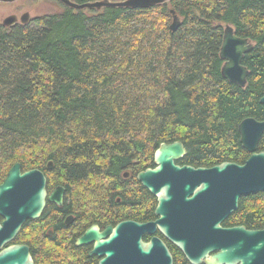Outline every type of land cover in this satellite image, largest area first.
<instances>
[{"label": "trees", "instance_id": "1", "mask_svg": "<svg viewBox=\"0 0 264 264\" xmlns=\"http://www.w3.org/2000/svg\"><path fill=\"white\" fill-rule=\"evenodd\" d=\"M48 1L59 9L0 26V183L18 162L22 171L41 170L49 188L62 185L63 208L47 202L14 242L27 244L36 264H95L74 245L75 235L90 223L153 218L155 196L136 176L155 166L161 143L182 142L179 165L249 157L238 124L264 121V0H172L170 7L100 11ZM171 9L182 17L174 31ZM227 23L253 43L242 61L249 70L244 88L221 75ZM257 151H264V132ZM67 213L76 217L69 236L61 231ZM236 225L264 228V190L240 197L222 222ZM159 237L174 264H191Z\"/></svg>", "mask_w": 264, "mask_h": 264}, {"label": "water", "instance_id": "2", "mask_svg": "<svg viewBox=\"0 0 264 264\" xmlns=\"http://www.w3.org/2000/svg\"><path fill=\"white\" fill-rule=\"evenodd\" d=\"M21 0H0V4H19ZM73 10L106 7L148 9L172 0H58ZM31 7L19 17L6 16L1 24L11 27L28 24L37 15ZM170 29L180 20L173 9ZM39 15V14H38ZM253 43L238 36L231 24H224L219 58L221 75L240 88L247 84L248 68L242 63ZM259 102L264 104V95ZM240 143L250 155L241 164L222 162L212 167H194L176 163L186 153L181 141L161 143L155 150L153 168L137 173V180L157 198L156 220H123L98 231L92 225L78 239V244L93 242V253L101 257L98 264H173L160 234L176 246L191 264H264V228L247 229L243 225L225 227L222 222L238 207L240 197L264 190V151L257 145L264 132V121L246 117L238 124ZM52 162L47 164L50 168ZM125 172L124 176H127ZM46 177L39 169L22 171L14 163L0 183V264H33L24 244L8 247L27 219L40 216L47 199L60 203L64 188L47 194ZM152 237L143 240V235Z\"/></svg>", "mask_w": 264, "mask_h": 264}, {"label": "flooded vegetation", "instance_id": "3", "mask_svg": "<svg viewBox=\"0 0 264 264\" xmlns=\"http://www.w3.org/2000/svg\"><path fill=\"white\" fill-rule=\"evenodd\" d=\"M41 1H47V0H24L23 2H22V4H0V6H9V5H11L10 6V11L9 12H7V14H5L3 17H1L0 18V26H2V27H4L2 24H1V22H2V20L6 17V16H8V15H10V14H13V15H16V16H20L24 11H27L29 8H30V6L32 5V4H34V5H36L38 2H41ZM31 4V5H30ZM18 24H20V23H16V24H14V25H18ZM13 25V26H14ZM12 27V26H11ZM8 28H10V27H8ZM46 177V176H45ZM59 186H61V187H63L62 185H56V186H54V187H52V188H49V186H47V181H46V190H47V194L48 195H50L51 194V192L52 191H54V189L55 188H57V187H59ZM64 188V187H63ZM155 199H156V205H157V198L155 197ZM64 200H65V188H64V190H63V193H62V195H61V200H60V203H57V202H55V201H49L48 199H47V201H46V205H47V202L48 203H51L56 209H62L63 208V205H64ZM45 205V206H46ZM156 205H155V207H156ZM154 210H155V208H154ZM43 212V211H42ZM42 214V213H41ZM40 214V215H41ZM40 217V216H39ZM39 217H37V218H35V219H38ZM60 218L62 219V225L65 227L63 230L61 229V231H63V233H65V235L66 236H69V235H72V234H75V228L73 227V225L76 223V221H75V215L73 214V213H67V214H62L61 216H60ZM156 218H157V216L155 215V213H154V211H153V218L152 219H150V221H154V220H156ZM27 220H34V219H27ZM26 220V221H27ZM2 221V218L0 217V222ZM121 221V220H120ZM120 221H118V222H120ZM123 221V220H122ZM117 223H115V224H110V223H106V224H103V225H100L99 223H95V225H97L98 226V231H104L105 230V228L108 226V225H112V226H115ZM92 225H94V223H90L89 225H87V226H85V227H82V229H81V231H80V233H79V235H75V240H74V245L76 246V247H84L85 249H86V256L87 257H95L96 258V263L95 264H98L99 263V261H100V259H101V257L99 256V255H97V254H95V253H93L92 251H93V242H90V243H87V244H78L77 242H78V239L85 233V231H87V229L89 228V227H91ZM21 229V228H20ZM20 231V230H19ZM53 233V228L51 227H49V229H48V231H47V234H49V235H51ZM160 234V232H159V230L157 229L156 231H155V233L153 234L154 236H157V237H159V234ZM64 235V234H63ZM144 236H147V240H144V241H148L151 237H152V235H148V234H144L143 235V238H144ZM16 237V236H15ZM15 239V238H14ZM14 239L11 241V242H9L8 244H6V245H4V247H8V246H12V245H17V244H24V245H27V244H25V243H15L14 242ZM162 239V238H161ZM164 242H165V240L164 239H162ZM167 240V239H166ZM28 246V245H27ZM28 248H29V253H30V256H31V259H32V261H33V264H36L35 263V261H34V258H33V256H32V254H31V251H30V247L28 246ZM169 249V248H168ZM76 254H79L80 256L81 255H83V254H80V253H77L76 252ZM173 264H174V262H173Z\"/></svg>", "mask_w": 264, "mask_h": 264}, {"label": "rangeland", "instance_id": "4", "mask_svg": "<svg viewBox=\"0 0 264 264\" xmlns=\"http://www.w3.org/2000/svg\"><path fill=\"white\" fill-rule=\"evenodd\" d=\"M24 0H21L19 2V4H22ZM31 5V4H30ZM10 6H0V18L3 17L5 14H7V12L10 11ZM31 11L30 14L31 15H38V14H42V13H46V12H51V11H55L59 9V6H57L56 4H54L53 2L50 1H41L38 2L36 5L32 4L31 6ZM179 20H182V17H179ZM172 22V21H171ZM224 26V24H223Z\"/></svg>", "mask_w": 264, "mask_h": 264}]
</instances>
